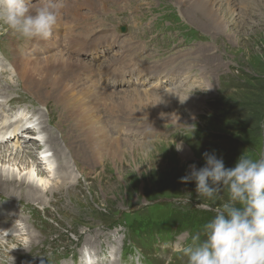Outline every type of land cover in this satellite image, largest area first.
Returning <instances> with one entry per match:
<instances>
[{"label":"rangeland","instance_id":"374dc122","mask_svg":"<svg viewBox=\"0 0 264 264\" xmlns=\"http://www.w3.org/2000/svg\"><path fill=\"white\" fill-rule=\"evenodd\" d=\"M38 2L43 0H27L29 9ZM192 3L193 0H101L93 11L87 6L70 10L71 14L89 15L88 24L95 22L97 28L94 35L115 36L101 49V62L117 59L104 68H110L113 74L125 73L124 81L128 80V72H139L140 84L133 75L129 80L134 85L122 82L125 85L120 86L111 80L105 89L95 78L96 70L89 69L87 78L93 79L99 90H112L117 96L132 93L131 86L144 88L153 94L166 93L173 105L163 113H154L149 107L137 109L130 117L133 123L127 120L118 126L100 119L104 131L111 135L109 147L116 137L124 143L146 145L148 152L127 153L122 161L118 155L116 160L111 159L110 150L96 160L71 155L61 130L67 137L72 135L62 123L67 119L64 109H71L73 102L57 101L58 95L54 93L47 101L51 90L44 97L34 93L35 84H30L29 79L26 83L25 79L31 73V64L28 69L20 61L26 63L31 57L44 62L48 56L46 49L0 24V128L4 120L10 122L18 111L27 109L36 125L45 126L39 131L48 141L28 143L37 133L33 130L27 138L0 146L36 162L40 173L45 166L39 162V152L48 150L52 161L55 160L47 175L48 184L52 191H58L55 195L45 192L42 202L27 200L24 193L29 184L22 186L23 192L0 191V264H82L88 252H98L93 255L98 264H186L187 258L177 251L178 246L191 243L192 237L202 232V211L212 219L227 194L221 192L214 200L199 197L195 181L183 182L180 178L190 173L191 165L197 169L204 166V153H214L228 168L234 166L241 154L259 158L264 152V0H217L215 5H221L220 13H225L228 34L217 33L209 17ZM229 5L234 9L233 17H229ZM80 22L81 19L72 20L60 12L46 39L48 46L57 43V39L61 42L65 35H77ZM23 41L27 43L24 49ZM130 48L135 52L132 60H123ZM85 57L90 65L100 62ZM31 74L41 83L36 73ZM54 75L58 77L57 73ZM83 80L77 84L86 86L88 80ZM156 83L162 87L158 88ZM99 110L103 116L107 107ZM146 110L150 117L143 115ZM139 111L143 114L137 115ZM173 111L175 117L170 116ZM51 135L57 137L63 158L58 157L49 142L47 137ZM61 160L67 163V176L58 169ZM139 219L157 220L162 224L161 232L149 234L156 228L151 223L148 233L134 236L128 225ZM89 238H95L94 243L90 242L95 248L97 245L95 251L86 242Z\"/></svg>","mask_w":264,"mask_h":264},{"label":"bare ground","instance_id":"6f19581e","mask_svg":"<svg viewBox=\"0 0 264 264\" xmlns=\"http://www.w3.org/2000/svg\"><path fill=\"white\" fill-rule=\"evenodd\" d=\"M100 1L101 0H64L63 8L61 9L60 12L63 13V15L67 14L68 17H70V19H72V20H75V19H78V20L81 19L82 20V22H80L77 26L79 29L78 34L77 35L72 34L69 36L65 35V37L63 34V37L65 38L64 40L59 42V39H57V43H55V44L50 43L49 46H48V42L46 39H43V40L38 39V38L32 39L36 46L43 47L46 49L45 51L48 53V56H46V59L44 62L35 60L31 57L26 59L27 60L26 63H24L22 60H20V61L23 65L25 64L24 66L28 67V69H29L28 65L31 64V66H30L31 67V70H30L31 73H33V74L36 73V75H38L40 77L41 83H39L38 79H37L38 81L33 79L34 76L32 77L31 73L30 74L28 73V75H26L28 77V78H25L26 83L28 82V79H29L30 84H35L34 86L37 88V89H35L36 91H33L34 93L38 92L41 94V96H43L49 90H51L52 93L47 98V101H48V99H50L51 95L54 93V95H58L57 101H61L62 99H67V100L73 102V107L71 109H69V110L64 109L66 111V114H67L66 115L67 119H65L62 123L66 129L69 128V130H68L69 134L72 133V135L70 137H67L66 135L62 134L64 132H62V130H61V138L64 141L66 140L65 143L67 142L68 151L71 153V155L73 157L76 154L75 156L80 155L81 156L80 158H82V160H86V159L91 160L90 157H92L96 160V158L101 157L104 153H108V151L110 150L109 155L111 156V159H115V156L118 155V160L122 161L126 157L125 154H127V153L132 154V152H133L135 154V152H136L139 154V152H144V151L148 152V150H146V145L140 144V143H138V144L136 143L135 145L133 143L130 144L131 141L129 143H124L125 141H121L123 139H119V137H116L114 140V143L112 144V147L111 146L109 147V145H110L109 141L112 140V139H110L111 135L108 134L109 132L107 133L106 131H104V126L102 125V122L100 119L105 118L111 124L118 126L119 124L123 123L124 121L130 120L131 119L130 117H132L135 114V111H137V109L143 110V108L149 107L150 110H152L154 113H163V111H166V110L168 111V109H166V107H170V109H171L173 105H171L169 97L166 93L153 94V93H150V91L148 92L144 88L139 89V88L131 86L133 88V89H131L132 90V93H130L131 95L124 93L123 95L118 94L116 96V93H113V91L111 89H110L111 91L99 90L96 87V82H94V80L91 78H87L86 73L89 71V69H91V70L94 69V70H96L95 71V78L97 77V79L100 81L102 88H105L106 86H108L109 82L111 80L112 81L115 80L116 84H118L120 86H121V84H123L122 82H125L126 84H128L127 86L134 85V82L132 84L133 80L130 81L129 79H130V77H133V75H135V74H130V72H128V75H127L128 80L126 79V81H124L125 73L123 75V74H120V72L118 71V74H113L112 71L110 70V68H104V67L112 64L114 62V60H116L117 58L116 59L115 58H113V59L107 58L105 63L101 62V54H102L101 49L104 46H106V44L108 43L109 40L114 41L115 36L113 34L94 35V31H97L96 30L97 28H96L95 22H94V24H92L93 22L91 21L92 23L88 24V21L86 18L89 15L86 16L87 15L86 13H84L83 15H82V13L81 14L77 13L76 15L70 13L71 9L82 8L85 6H87L88 10L93 11L95 9H98ZM216 1L217 0H193L192 5L195 8H198L199 11L203 12L204 14H206L209 17L210 22L218 29L217 33L219 31H222L223 32L222 34H224V33L228 34L230 29H228V24H227V21L225 20L226 17H224L225 13H223V14L220 13L221 5L216 6L215 5ZM220 2H221V0H220ZM250 3H251V1H250ZM42 4H43V2H38L35 6H33L31 8V11H35L40 6H42ZM193 6H191V8ZM237 7H239V6H237ZM235 9H236V7H235ZM62 10H64L65 12ZM227 12L229 13V11H227ZM88 13H90V12H88ZM230 13L231 14L229 17H233V14H235L234 9L231 6H230ZM82 16H85V17H82ZM78 17H82L83 19L78 18ZM196 20H197V18H196ZM232 20H234V19L231 18L230 21L232 22ZM71 22L72 21H70V23ZM98 22H96V23H98ZM213 25H212V27H213ZM100 27H102V25ZM103 28H105V27H103ZM210 28H211V26H210ZM72 31H71V33H72ZM76 33H77V30H76ZM28 41H30V40H28ZM21 44H22L23 49L27 47L26 41H23ZM131 47H134V45H132ZM136 47H137V51H138L139 45L135 46V48ZM132 49H134V48H130V50L126 51V53L123 55V57L125 59H123V57H122L123 60H128V61L132 60V54L135 53L132 51ZM84 51L86 53H84ZM137 51H136V53H137ZM104 54H107V53H104ZM85 56H89V58L91 59V62H96V61H100V62H98L97 64L91 63V65H90L89 64L90 61L86 60ZM17 57H19V56H17ZM41 57L42 56L40 55L39 58H41ZM15 60H16V57H15ZM24 68H22V69H24ZM147 72L152 73V75H154V77L157 78V74L154 73L153 70L148 69ZM56 73L58 74V77L54 75ZM173 73H175V71ZM152 75L150 77H152ZM17 76H19V75H17ZM91 76H92V74H91ZM169 76H171V75H169ZM166 77H168V76H166ZM83 79L88 80V83L86 82L87 85L84 87L81 86L80 84H77V82H79L80 80H83ZM134 80H135V82H139L138 84H140L139 72L135 75ZM129 82H131V83L129 84ZM42 83H44L45 86H42ZM123 85H125V84H123ZM155 85L158 88L162 87L161 83L160 84L156 83ZM182 85L183 84H181V86ZM0 87H1V85H0ZM109 87H111V86H109ZM112 95H113V97H112ZM46 96H47V94H46ZM2 98H3V96H2ZM55 99H56V97H55ZM137 104H139V105H137ZM104 106H105V108L107 107V110H105V112H103V116H102V112L100 111L101 109L99 110V108H102ZM36 110H35V113H36ZM136 114L141 115V114H143V112L141 113V111H139ZM149 114L147 113V110H146V112L143 115H149ZM151 114H152V112H151ZM170 116L175 117V111L170 113ZM149 117H150V115H149ZM27 118H29V120H27ZM32 118H33V115H30L29 111L27 109H23V110L18 111L13 116V118L10 119V122L7 120H4L1 123V128H0V144H4L7 142L10 143V141L16 142L20 138H25V137L27 138V135L30 134V132H32L34 130L33 128H30L31 123L33 121H35V118H33V121H31ZM55 119H56V117H55ZM42 124H45V122L44 123L42 122ZM41 126L43 127L44 125H41ZM42 127L36 125L35 131L37 133H34L35 135L33 138L30 137V138H32L31 140L28 139L29 140L28 143H30L31 145H36V142H38L35 139L36 134L39 136V139L41 141L43 140V142H42L43 144H44V142H48V141H45L44 138H42V133L39 131L41 129L44 130ZM81 130H83V133H82V135H79ZM47 133H48V131H47ZM116 134L119 135V132ZM47 138H49L48 139L49 142L55 148V150L58 154V157L63 158L64 157L63 150L59 146L57 148V141H58L57 137H55L54 135H51ZM124 140H127V139L125 138ZM15 142H14L13 148H15ZM25 142H27V141H25ZM126 147H128V148L126 149ZM128 150H129V152H127ZM8 151H10V148L5 147V146H0V191L6 192V193L8 192L9 194H12L13 192L15 193L16 190H21V192H23L22 186L24 184H26V185L29 184V186L28 185L26 186L27 189H26V192L24 193V195L26 196L27 200L38 201V202L43 201L42 198H44V197H42V196H44L45 192H47V193L51 192L52 195H55L56 193H58V191H52V189L49 188V184H48L49 180L47 178L48 177L47 175L50 174V169L53 165V161H55V160L52 161L53 157L51 158V156L48 155V150H45L43 152H39L40 153V161L39 162H41L45 166L44 170L42 169L43 168V166H42L41 169L43 171H41V173L38 172L37 168L35 167L36 162H29L25 158H21L20 155H18V154L15 155V153H12V152L9 153ZM19 159H20V161H19ZM92 164H93V161H92ZM93 166H94V164H93ZM67 168H68L67 163L64 160H61L59 162L58 169L61 172L64 171L66 176L68 175ZM64 176L62 178H65ZM57 180H58V178H57ZM1 219H3V218L1 217L0 220ZM12 227L15 229L16 226L12 225ZM12 237H14V236H12ZM29 238H30V236H29ZM94 239L89 238L86 241L87 244L89 245V247L91 248L90 250H94L97 248V245L95 248V246L92 244L95 242ZM88 240H90V241H88ZM96 240H98L97 236H96ZM91 241H92V243H90ZM24 247H26V246H24ZM20 253H21V251L19 252V254ZM86 254H87L86 256L84 255V259H83L84 262L82 264H98V263H95L96 261L94 262V256H93V255L96 256L98 254V252H88Z\"/></svg>","mask_w":264,"mask_h":264},{"label":"clouds","instance_id":"9594fccd","mask_svg":"<svg viewBox=\"0 0 264 264\" xmlns=\"http://www.w3.org/2000/svg\"><path fill=\"white\" fill-rule=\"evenodd\" d=\"M62 8L63 0H43L34 12L27 0H0V24L27 40L47 39ZM203 156L204 166L191 165L181 181H195L199 197L214 200L226 191V199L202 232L177 251L186 264H264V156L241 154L228 168L214 153Z\"/></svg>","mask_w":264,"mask_h":264},{"label":"trees","instance_id":"16d2710c","mask_svg":"<svg viewBox=\"0 0 264 264\" xmlns=\"http://www.w3.org/2000/svg\"><path fill=\"white\" fill-rule=\"evenodd\" d=\"M202 213L203 214H201L202 216L200 217V219L201 220L205 219L204 224H206L210 220V214L206 211H202ZM156 222L157 220L154 222H143V219H139L137 221L132 222L133 224L128 225V230L130 233H133L134 236H139V234H142L146 231L148 233V229H149L148 225L152 223L151 227L152 228L156 227V228L155 230L149 231V234L161 232L162 224ZM163 232H165V230H163Z\"/></svg>","mask_w":264,"mask_h":264},{"label":"water","instance_id":"95a60500","mask_svg":"<svg viewBox=\"0 0 264 264\" xmlns=\"http://www.w3.org/2000/svg\"><path fill=\"white\" fill-rule=\"evenodd\" d=\"M122 31H124V28H122ZM261 156H264V152L262 153V155Z\"/></svg>","mask_w":264,"mask_h":264}]
</instances>
